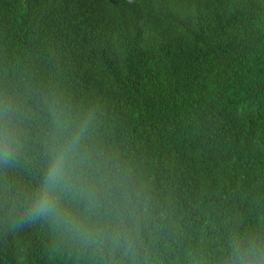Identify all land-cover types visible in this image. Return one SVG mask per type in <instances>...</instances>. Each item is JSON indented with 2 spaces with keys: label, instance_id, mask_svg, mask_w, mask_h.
Masks as SVG:
<instances>
[{
  "label": "trees",
  "instance_id": "trees-1",
  "mask_svg": "<svg viewBox=\"0 0 264 264\" xmlns=\"http://www.w3.org/2000/svg\"><path fill=\"white\" fill-rule=\"evenodd\" d=\"M0 264H264L261 0H0Z\"/></svg>",
  "mask_w": 264,
  "mask_h": 264
},
{
  "label": "clouds",
  "instance_id": "clouds-1",
  "mask_svg": "<svg viewBox=\"0 0 264 264\" xmlns=\"http://www.w3.org/2000/svg\"><path fill=\"white\" fill-rule=\"evenodd\" d=\"M62 157L57 161L56 165L53 167V169L51 170V173L49 175V180L54 179L57 174L60 171V164L62 161ZM49 210V203L47 200V197L45 196L44 199L40 200L36 205H34L33 210L31 211V213L29 214V218H35L41 215H44L48 212Z\"/></svg>",
  "mask_w": 264,
  "mask_h": 264
},
{
  "label": "water",
  "instance_id": "water-1",
  "mask_svg": "<svg viewBox=\"0 0 264 264\" xmlns=\"http://www.w3.org/2000/svg\"><path fill=\"white\" fill-rule=\"evenodd\" d=\"M261 2H262L263 9H264V0H261Z\"/></svg>",
  "mask_w": 264,
  "mask_h": 264
}]
</instances>
